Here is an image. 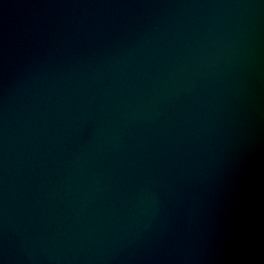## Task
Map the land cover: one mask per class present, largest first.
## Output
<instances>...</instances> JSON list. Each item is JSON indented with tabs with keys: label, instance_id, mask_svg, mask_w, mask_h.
<instances>
[{
	"label": "water",
	"instance_id": "95a60500",
	"mask_svg": "<svg viewBox=\"0 0 264 264\" xmlns=\"http://www.w3.org/2000/svg\"><path fill=\"white\" fill-rule=\"evenodd\" d=\"M0 264H264V0H0Z\"/></svg>",
	"mask_w": 264,
	"mask_h": 264
}]
</instances>
